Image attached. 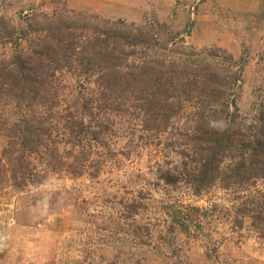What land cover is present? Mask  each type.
<instances>
[{
    "label": "rangeland",
    "instance_id": "1",
    "mask_svg": "<svg viewBox=\"0 0 264 264\" xmlns=\"http://www.w3.org/2000/svg\"><path fill=\"white\" fill-rule=\"evenodd\" d=\"M63 9L159 22L173 36L169 45L225 49L241 76L234 93L240 117L251 120L264 101V0H0V16L13 20ZM13 48L0 44V53ZM139 54L216 61L159 46L141 47ZM95 77H53L56 120L91 98L84 125L99 127V137L82 140L89 157L81 175L34 160L37 171H47L45 180L0 190V264H264V238L249 213L239 212L245 204L264 210V177L248 190L214 185L192 193L184 170L194 163L190 151L184 155L180 132L193 128L195 102L184 101L168 130L148 131L134 109L95 101ZM19 112L0 97L2 117L13 121ZM53 120L51 140L63 152L72 149L63 122ZM7 139L1 130L0 150Z\"/></svg>",
    "mask_w": 264,
    "mask_h": 264
},
{
    "label": "trees",
    "instance_id": "2",
    "mask_svg": "<svg viewBox=\"0 0 264 264\" xmlns=\"http://www.w3.org/2000/svg\"><path fill=\"white\" fill-rule=\"evenodd\" d=\"M170 34L159 22L134 23L66 9L51 14L35 11L17 20L0 16V44L14 47L0 53V97L14 101L20 109L13 121L0 115V131L8 137L0 150V190L7 186L22 190L45 180L47 171H37L34 160L44 161L54 171L83 173L89 152L82 140L98 138L100 133L99 127L84 125L93 99L56 116L72 149L63 152L56 146L58 140L50 138L53 118L57 121L52 81L64 72L96 76L100 92L95 101L102 99L106 107L117 111L134 109L148 131L168 130L172 119L180 116L184 101H194L193 128L180 132L187 149L184 155L191 152L189 161L194 163L184 170L192 193L214 185L248 190L262 179L264 101L251 120L240 117L234 93L241 76L233 56L218 47L169 45ZM22 38L26 47H21ZM153 46L186 56L206 53L216 61L196 63L195 59L139 54L141 47ZM166 178L173 181L176 176L168 173ZM239 212L249 213L264 238V210L245 204Z\"/></svg>",
    "mask_w": 264,
    "mask_h": 264
}]
</instances>
